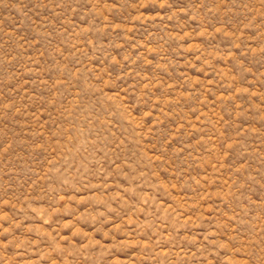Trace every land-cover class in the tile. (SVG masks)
<instances>
[{"label": "rangeland", "instance_id": "obj_1", "mask_svg": "<svg viewBox=\"0 0 264 264\" xmlns=\"http://www.w3.org/2000/svg\"><path fill=\"white\" fill-rule=\"evenodd\" d=\"M0 264H264V0H0Z\"/></svg>", "mask_w": 264, "mask_h": 264}]
</instances>
